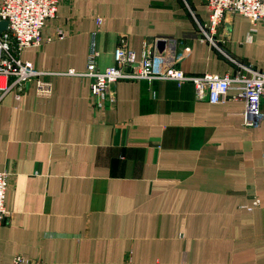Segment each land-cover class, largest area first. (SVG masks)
Masks as SVG:
<instances>
[{
  "label": "crops",
  "instance_id": "0c3cea01",
  "mask_svg": "<svg viewBox=\"0 0 264 264\" xmlns=\"http://www.w3.org/2000/svg\"><path fill=\"white\" fill-rule=\"evenodd\" d=\"M207 18L205 0L60 1L41 44L21 51L49 94L33 82L0 98V264H264V119L245 123L238 89L213 102L190 82L118 80L101 99L83 74L92 51L112 65L121 38L137 59L171 38L184 71L232 72L198 39ZM252 27L227 13L219 44L264 70Z\"/></svg>",
  "mask_w": 264,
  "mask_h": 264
},
{
  "label": "built area",
  "instance_id": "2783aa9c",
  "mask_svg": "<svg viewBox=\"0 0 264 264\" xmlns=\"http://www.w3.org/2000/svg\"><path fill=\"white\" fill-rule=\"evenodd\" d=\"M61 0H0V23L6 22V28L0 30V98L9 90L19 94L27 83L37 84L38 95H48L51 89L49 81L41 79L43 72L31 61L21 59L25 47L41 44V31L46 22L56 14ZM208 18L198 23V39L207 42L219 50L234 66L232 72L223 76L205 72L190 74L184 71L179 63L185 57L184 52L177 50L174 39L166 38L169 46L165 52L148 51L137 59L123 38L120 39L114 52V63L101 70L96 64L98 53L92 51L83 73L90 81V95L106 98L111 86L118 80H174L181 84L190 82L195 87V97L218 102L226 98L231 88L238 89L237 97L245 100V123L259 125L264 119L261 101L264 98V70L242 63L231 57L219 43H225L228 37H222L219 30L224 17L229 14H240L251 21L250 32L260 26L264 32V0H205ZM63 37V32H59ZM225 38V39H224ZM74 73V71H70ZM9 174L0 171V221L8 216L5 209V194ZM258 202V201H256ZM13 264H23V258L16 255Z\"/></svg>",
  "mask_w": 264,
  "mask_h": 264
},
{
  "label": "water",
  "instance_id": "95a60500",
  "mask_svg": "<svg viewBox=\"0 0 264 264\" xmlns=\"http://www.w3.org/2000/svg\"><path fill=\"white\" fill-rule=\"evenodd\" d=\"M6 28V22H1L0 23V30L5 29Z\"/></svg>",
  "mask_w": 264,
  "mask_h": 264
},
{
  "label": "rangeland",
  "instance_id": "374dc122",
  "mask_svg": "<svg viewBox=\"0 0 264 264\" xmlns=\"http://www.w3.org/2000/svg\"><path fill=\"white\" fill-rule=\"evenodd\" d=\"M22 59V58H21ZM23 60V59H22Z\"/></svg>",
  "mask_w": 264,
  "mask_h": 264
}]
</instances>
